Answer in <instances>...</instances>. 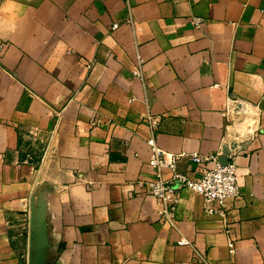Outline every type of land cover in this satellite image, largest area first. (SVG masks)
I'll return each mask as SVG.
<instances>
[{"label": "crops", "instance_id": "crops-1", "mask_svg": "<svg viewBox=\"0 0 264 264\" xmlns=\"http://www.w3.org/2000/svg\"><path fill=\"white\" fill-rule=\"evenodd\" d=\"M149 115L226 220L148 191ZM0 264H264V0H0Z\"/></svg>", "mask_w": 264, "mask_h": 264}, {"label": "built area", "instance_id": "built-area-1", "mask_svg": "<svg viewBox=\"0 0 264 264\" xmlns=\"http://www.w3.org/2000/svg\"><path fill=\"white\" fill-rule=\"evenodd\" d=\"M196 24H200L202 18L194 19ZM118 24H113L117 27ZM140 73V69H137ZM150 134L147 143L150 148L149 164L153 168L156 178L146 182L148 191L156 196L165 205H170L171 211L165 212L168 217L175 208L178 195L183 189H190L193 192L200 194L204 199V210L209 215H218L223 221L228 217L229 199H235L240 196L239 185L236 180L237 166L234 161L229 160L228 163L222 164L217 154L202 155L199 152L186 154H170L169 156L158 144L156 129L160 123L159 115H149L147 117ZM188 155L196 162L213 161L215 164L212 167L200 168L199 174L196 176L190 175L189 172H180L176 169L178 159ZM169 168L171 175L165 177L164 169ZM179 244H187L192 246V243L182 238ZM230 251L234 252L235 244L232 241L228 243ZM194 257L200 261H206L203 254L194 250Z\"/></svg>", "mask_w": 264, "mask_h": 264}, {"label": "water", "instance_id": "water-1", "mask_svg": "<svg viewBox=\"0 0 264 264\" xmlns=\"http://www.w3.org/2000/svg\"><path fill=\"white\" fill-rule=\"evenodd\" d=\"M222 164H226V163H228V161H229V159L227 158V159H225L224 161H222V160H219Z\"/></svg>", "mask_w": 264, "mask_h": 264}]
</instances>
